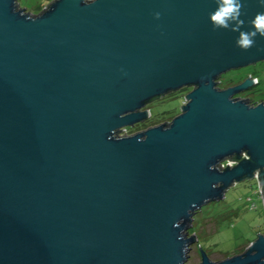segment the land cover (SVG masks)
Masks as SVG:
<instances>
[{"label": "water", "instance_id": "obj_1", "mask_svg": "<svg viewBox=\"0 0 264 264\" xmlns=\"http://www.w3.org/2000/svg\"><path fill=\"white\" fill-rule=\"evenodd\" d=\"M242 30L264 12L241 0ZM216 0H0V264H187L194 215L255 179L264 202V102L220 87L264 61L214 30ZM159 13V18L156 14ZM193 87L171 121L156 98ZM145 108V109H144ZM228 160L233 166H223ZM198 264H264V234Z\"/></svg>", "mask_w": 264, "mask_h": 264}, {"label": "rangeland", "instance_id": "obj_2", "mask_svg": "<svg viewBox=\"0 0 264 264\" xmlns=\"http://www.w3.org/2000/svg\"><path fill=\"white\" fill-rule=\"evenodd\" d=\"M52 1L18 0V3L27 12L39 14ZM249 73L257 75L259 83L242 91V94L249 93L253 100H264V61L231 70L222 78L224 82L228 79L236 81ZM224 82V85L220 83V86H225ZM189 90L184 88L176 94L165 96L166 98L163 97L148 104L145 108L150 109V118L159 117L153 122L166 123L179 114ZM161 112L163 115H159ZM154 125L157 124L139 125L138 123L131 127L132 129L127 127L120 131V135L133 134ZM192 223L188 234H197L198 240L191 245L187 264L200 263L201 249L215 261L243 253L251 243L249 240L253 239L256 234H264V202L258 182L255 179H247L235 184L227 191L224 199L212 201L197 211Z\"/></svg>", "mask_w": 264, "mask_h": 264}, {"label": "clouds", "instance_id": "obj_3", "mask_svg": "<svg viewBox=\"0 0 264 264\" xmlns=\"http://www.w3.org/2000/svg\"><path fill=\"white\" fill-rule=\"evenodd\" d=\"M216 5L215 10L209 13V22L214 30L225 29L238 33L236 46L242 51L252 48L258 35L264 37V12L254 17L251 31H244V21L240 19L243 7L241 0H216ZM261 5L264 6V0H261ZM156 18H159V13Z\"/></svg>", "mask_w": 264, "mask_h": 264}, {"label": "flooded vegetation", "instance_id": "obj_4", "mask_svg": "<svg viewBox=\"0 0 264 264\" xmlns=\"http://www.w3.org/2000/svg\"><path fill=\"white\" fill-rule=\"evenodd\" d=\"M255 77H257V79H255ZM247 79H250V80H254V84L252 86H250L249 88L253 87L254 85H256V83H259V78L257 75H254V74H247L245 77H242L241 79L239 80H233V79H228L226 82L223 81V78L221 77L220 78V83L221 82H224L225 83V86L221 85L220 87L222 88H228V87H232V86H235V85H239L241 83H243L245 80ZM193 88V87H192ZM192 89H190L189 91H191ZM235 98H239V99H246L248 100V102L250 104H258L260 102H264V100H261V101H257V100H253L251 97H250V94L249 93H246V94H242V92H239L238 94L235 95ZM178 115V114H177ZM175 117V116H174ZM173 117V118H174ZM172 118V119H173ZM197 213V212H196ZM208 254V253H207ZM209 255V254H208ZM210 257V255H209ZM201 260H202V257H201ZM215 261V260H214ZM219 261V260H218ZM201 262V261H200Z\"/></svg>", "mask_w": 264, "mask_h": 264}, {"label": "trees", "instance_id": "obj_5", "mask_svg": "<svg viewBox=\"0 0 264 264\" xmlns=\"http://www.w3.org/2000/svg\"><path fill=\"white\" fill-rule=\"evenodd\" d=\"M223 82H221V84H222ZM187 89H192V87H187ZM183 90V89H182ZM178 92H180V91H178ZM178 92H175V93H172V94H169V95H173V94H176V93H178ZM168 96V95H167ZM163 97H161V98H156V99H154V101H157V100H160V99H162ZM164 98H166V97H164ZM159 115H163L162 114V112L159 114ZM159 117L158 116H156V117H151L148 121H146V122H144V123H139V125H142V124H144V125H147V123L149 124V123H153V124H159V122L160 121H157V122H153V121H155L156 119H158ZM146 123V124H145ZM131 128V127H130ZM132 129V128H131ZM257 236H258V234H256L255 235V237L253 238V239H251V240H249V242H252L253 240H255L256 238H257Z\"/></svg>", "mask_w": 264, "mask_h": 264}, {"label": "built area", "instance_id": "obj_6", "mask_svg": "<svg viewBox=\"0 0 264 264\" xmlns=\"http://www.w3.org/2000/svg\"><path fill=\"white\" fill-rule=\"evenodd\" d=\"M234 164H235L234 161L228 160L227 162H225V163L223 164V166H226V165H231V166H233Z\"/></svg>", "mask_w": 264, "mask_h": 264}]
</instances>
